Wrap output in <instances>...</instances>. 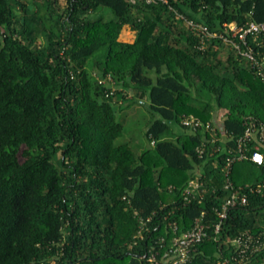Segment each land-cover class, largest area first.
Masks as SVG:
<instances>
[{
  "label": "trees",
  "instance_id": "obj_1",
  "mask_svg": "<svg viewBox=\"0 0 264 264\" xmlns=\"http://www.w3.org/2000/svg\"><path fill=\"white\" fill-rule=\"evenodd\" d=\"M64 1L0 0V264H169L198 217L209 235L177 264H240L232 240L264 232V194L217 233L215 208L264 178L249 159L228 165L246 121L264 122V81L222 38L200 49L187 21L220 33L263 21L264 0ZM136 97L148 146L120 141ZM196 178L204 197L186 202Z\"/></svg>",
  "mask_w": 264,
  "mask_h": 264
},
{
  "label": "built area",
  "instance_id": "obj_2",
  "mask_svg": "<svg viewBox=\"0 0 264 264\" xmlns=\"http://www.w3.org/2000/svg\"><path fill=\"white\" fill-rule=\"evenodd\" d=\"M155 0H147L152 2ZM191 26L192 31L199 37V48L205 50L208 43L216 37H220L226 44L234 50L241 59L248 62L255 70L256 73L264 81V51L256 49L254 44L262 45V37L264 35V20L263 21H248L245 24H238L233 21L223 25V31L218 33L212 31L208 26L195 23L194 21H187ZM104 81V80H103ZM101 81V82H103ZM183 124L193 127L194 129L205 125L206 128H211L210 122L203 123L201 120L194 116L186 117L183 119ZM212 129V128H211ZM237 144L229 150L232 153L236 149L234 158H229L228 165L234 160L249 159L251 162L264 169V122L250 118L246 121V129L244 133L237 138ZM252 143V144H251ZM250 144L253 145V150H249ZM202 154L203 148L199 149ZM250 152V153H249ZM203 182L198 178L191 180L189 187L186 188L184 195L185 201L190 202L195 193L201 198L204 197L201 190ZM233 185L228 179L226 188H232ZM264 194V178L255 184L248 185V188L239 193L232 192L225 201L221 204L220 208H215L219 215V221L215 223V232L221 229L222 222L227 218L229 210L232 207L245 206L249 203L250 195ZM204 215V213H202ZM174 230L178 229L177 222H171ZM208 225L203 222L202 217L195 219L193 227L181 235H176L173 238V243L170 248L171 261L169 264L184 263L190 259L191 254L196 251L197 246L205 238L208 237ZM236 246L238 255L234 257L240 264H253V255L264 248V232L256 234L252 231H244L232 240ZM155 257L152 256L151 260ZM225 260L221 264H225Z\"/></svg>",
  "mask_w": 264,
  "mask_h": 264
},
{
  "label": "rangeland",
  "instance_id": "obj_3",
  "mask_svg": "<svg viewBox=\"0 0 264 264\" xmlns=\"http://www.w3.org/2000/svg\"><path fill=\"white\" fill-rule=\"evenodd\" d=\"M61 6H65V1L61 0ZM134 34L129 26H125L119 36V39L126 42H133L134 40ZM227 52L223 51L221 52V57L226 58ZM132 95H129V97ZM148 103V102H147ZM145 99L136 97V102L131 106L129 113L127 114V119L125 121V130L123 136L120 138V141H127L131 145L137 146L135 144H138L140 146H148L149 141L145 135V131L147 129L146 124L149 122L151 116L146 110V104ZM124 112V111H123ZM120 115L122 113H119ZM222 116V113L219 115V117ZM177 133H182L185 131V129L180 126H175ZM20 160L22 161L24 157L20 154ZM260 218H262V223H264V208L260 211Z\"/></svg>",
  "mask_w": 264,
  "mask_h": 264
},
{
  "label": "crops",
  "instance_id": "obj_4",
  "mask_svg": "<svg viewBox=\"0 0 264 264\" xmlns=\"http://www.w3.org/2000/svg\"><path fill=\"white\" fill-rule=\"evenodd\" d=\"M134 38H135V34H134Z\"/></svg>",
  "mask_w": 264,
  "mask_h": 264
}]
</instances>
